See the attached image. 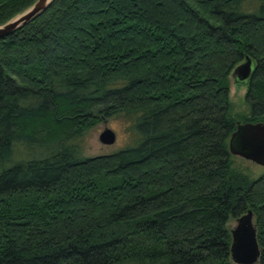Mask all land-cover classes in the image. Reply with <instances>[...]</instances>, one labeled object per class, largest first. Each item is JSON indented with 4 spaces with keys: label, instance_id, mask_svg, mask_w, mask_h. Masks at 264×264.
<instances>
[{
    "label": "trees",
    "instance_id": "16d2710c",
    "mask_svg": "<svg viewBox=\"0 0 264 264\" xmlns=\"http://www.w3.org/2000/svg\"><path fill=\"white\" fill-rule=\"evenodd\" d=\"M34 1L0 0V25ZM246 56L264 123V0H53L0 38V264H234L249 208L264 264V172L228 152ZM119 113L138 143L79 157Z\"/></svg>",
    "mask_w": 264,
    "mask_h": 264
},
{
    "label": "water",
    "instance_id": "95a60500",
    "mask_svg": "<svg viewBox=\"0 0 264 264\" xmlns=\"http://www.w3.org/2000/svg\"><path fill=\"white\" fill-rule=\"evenodd\" d=\"M53 0H35L23 12L0 25V38L12 33L43 12ZM255 61L246 56L244 61L234 67L232 76L236 83L247 85L254 70ZM99 141L112 144L115 133L105 128L99 134ZM228 152L251 160L264 167V123L236 122L235 130L228 138ZM261 248L257 240L256 227L253 222V211L248 209L237 217L236 225L231 229L230 259L234 264H256ZM126 264H135L129 262Z\"/></svg>",
    "mask_w": 264,
    "mask_h": 264
},
{
    "label": "rangeland",
    "instance_id": "374dc122",
    "mask_svg": "<svg viewBox=\"0 0 264 264\" xmlns=\"http://www.w3.org/2000/svg\"><path fill=\"white\" fill-rule=\"evenodd\" d=\"M243 61L244 60H242L240 63H242ZM228 84L229 100L231 103V116L236 119V122H248L245 120L249 116V108L244 100L247 85H244L242 83H236L232 76V71L228 75ZM134 119V116L125 113H119L106 118L101 117V119L96 124L88 128L81 136L79 140V157H91L101 154H108L118 149H122L129 146H135L138 142L134 143V140H136L137 138L135 129L132 128ZM105 128H110L115 133L114 143L107 145L99 141V134ZM230 159L231 170L246 176V178H248L249 180L257 178L264 172L263 166L251 160L245 159L241 156L231 155ZM236 219L237 218L235 217H230L226 223V227L230 231V234L231 229L236 225ZM253 222L255 224L257 232V225L255 221L254 212ZM256 264H258V262Z\"/></svg>",
    "mask_w": 264,
    "mask_h": 264
}]
</instances>
